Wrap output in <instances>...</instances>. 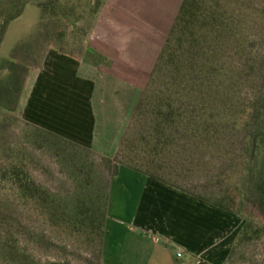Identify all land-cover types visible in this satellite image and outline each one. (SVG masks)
Instances as JSON below:
<instances>
[{
    "label": "rangeland",
    "instance_id": "1",
    "mask_svg": "<svg viewBox=\"0 0 264 264\" xmlns=\"http://www.w3.org/2000/svg\"><path fill=\"white\" fill-rule=\"evenodd\" d=\"M73 1L97 7V0ZM225 6L236 32L234 38L225 39L223 62L226 67L242 68V71L249 69L248 62L252 69L235 97L238 111H243L264 86L261 81L264 75V0H225ZM82 10L80 8V12ZM95 21L96 17L88 18L79 28L88 29ZM39 23V8L27 6L23 16L8 28L0 65L10 58L15 46L36 34ZM72 31L71 27L67 28L66 52L83 61L84 72L96 78L100 94L106 92V96L111 94L118 99L117 95L124 92L128 95L126 100L133 101L132 91L144 92L149 77L138 80L133 73H128L127 77L122 67L95 52L99 59L97 64L87 45L88 35ZM244 50L248 56L239 53ZM6 74L0 71V79ZM132 122L133 118L128 128H122L124 137ZM225 140L221 145H206L200 150L192 148L191 152L180 155L173 152L171 161L175 165L178 162V174L163 176L187 191L213 199L214 193L236 184L237 179L241 181L245 175V134ZM231 156L240 160L236 165L232 163L234 175ZM114 158L115 155L72 144L29 124L19 107L13 113L0 109V264H105L104 258L108 264H128L129 235H124L125 231L120 228L127 227L124 212L117 211L113 202L111 215L109 213L110 182L117 167L110 162ZM12 167L23 168L48 192L49 199L22 200L16 188L1 179L2 172ZM228 175L232 176L231 181ZM113 217L121 223H115ZM242 219L245 223L246 219ZM105 231L109 239L104 250ZM113 234L116 235L114 240ZM228 264H264V237L241 246Z\"/></svg>",
    "mask_w": 264,
    "mask_h": 264
},
{
    "label": "trees",
    "instance_id": "2",
    "mask_svg": "<svg viewBox=\"0 0 264 264\" xmlns=\"http://www.w3.org/2000/svg\"><path fill=\"white\" fill-rule=\"evenodd\" d=\"M101 4L102 0H97L94 8L91 3L84 6L73 0H0V53L9 26L23 16L26 7L35 5L40 10L36 34L15 46L10 58L0 65V71L7 73L0 79L2 111L17 110L29 72L41 68L50 48L68 54L67 28L88 35L92 25L88 29L79 26L88 18H95ZM229 15L225 0H184L132 125L110 161L117 166L114 176L121 167L131 168L245 218L228 263L241 246L264 237V86L243 111H238L235 97L252 69L248 62L246 66L250 67L245 71L226 67L223 62L225 39L234 38L236 32ZM239 53L248 56L245 50ZM90 54L99 64L95 52ZM263 78L264 75L262 82ZM241 133L246 138L245 175L241 181L237 179L238 183L214 193L213 199L187 191L167 179L166 176L178 174V162L175 165L171 161L173 152L180 155L192 148L221 145L227 137ZM229 158L234 175L232 163L236 165L240 160ZM1 179L14 186L22 200L49 199L48 192L21 167L4 170ZM227 179L231 181L232 176Z\"/></svg>",
    "mask_w": 264,
    "mask_h": 264
},
{
    "label": "crops",
    "instance_id": "3",
    "mask_svg": "<svg viewBox=\"0 0 264 264\" xmlns=\"http://www.w3.org/2000/svg\"><path fill=\"white\" fill-rule=\"evenodd\" d=\"M183 2L102 0L87 36L90 52L122 67L127 77L150 78ZM83 66L77 56L50 48L41 68L28 74L21 115L58 138L116 156L122 128L129 127L143 93L132 91L133 101L124 92L118 99L100 94L96 78ZM110 184L109 213L114 202L125 215L127 227L120 228L129 235L128 264H228L245 225L241 217L131 168L121 167Z\"/></svg>",
    "mask_w": 264,
    "mask_h": 264
},
{
    "label": "built area",
    "instance_id": "4",
    "mask_svg": "<svg viewBox=\"0 0 264 264\" xmlns=\"http://www.w3.org/2000/svg\"><path fill=\"white\" fill-rule=\"evenodd\" d=\"M185 255V252L182 249H179L177 256L178 258H182Z\"/></svg>",
    "mask_w": 264,
    "mask_h": 264
}]
</instances>
